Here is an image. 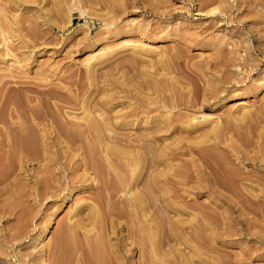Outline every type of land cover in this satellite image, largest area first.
<instances>
[{"label": "rangeland", "instance_id": "obj_1", "mask_svg": "<svg viewBox=\"0 0 264 264\" xmlns=\"http://www.w3.org/2000/svg\"><path fill=\"white\" fill-rule=\"evenodd\" d=\"M0 11V264H264V0Z\"/></svg>", "mask_w": 264, "mask_h": 264}, {"label": "bare ground", "instance_id": "obj_2", "mask_svg": "<svg viewBox=\"0 0 264 264\" xmlns=\"http://www.w3.org/2000/svg\"><path fill=\"white\" fill-rule=\"evenodd\" d=\"M0 14H1V11H0ZM3 14H4V13H3ZM5 18H6V17H5ZM0 19H1V18H0ZM6 20H7V19H6ZM3 24H5V23H4V20H2V21L0 20V31H1V36L3 35L4 37H6V36H5V31H6V30L4 31V29H3ZM8 25H9V24H8ZM4 28L6 29V27H4ZM7 29H8V26H7ZM7 32H8V31H7ZM4 37H3V38H4ZM4 39H7V38H4ZM4 39H3V40H4ZM6 44H7V43H6ZM6 46L8 47V44H7ZM7 47H5V48H7ZM16 47H17V46H16ZM1 49H2V48H1ZM12 49H13V48H12ZM17 49H18V48H17ZM1 51H2V50H1ZM1 53H2V52H1ZM241 101H242V100H241ZM241 101H240V103H239L240 105H244V104L246 103V102H244V101H243V102H241ZM35 115H36V114H35ZM147 120H148V119H147ZM160 123H161V122H160ZM61 124H62V123H61ZM72 125H73V124H72ZM101 126H102V125H101ZM103 126H104V124H103ZM79 127H80V126H79ZM104 127H105V126H104ZM58 128H59V127H58ZM66 128H67V127H66ZM82 129H83V128H82ZM89 129H90V128H89ZM106 129H107V128H106ZM60 130H61V129H60ZM23 131H24V130H23ZM20 132H21V130H20ZM20 132H19V134H20ZM63 132H64V131H63ZM69 132H70V131H69ZM79 132H80V131H79ZM24 133H25V132H24ZM27 133L29 134V132H27ZM61 133H62V132H61ZM17 134H18V133H17ZM17 134H15V135H17ZM30 134H31V133H30ZM62 134H63V133H62ZM91 134H93L92 131H91ZM15 135H14V137H15ZM24 135H25V134H24ZM33 135H34V134H33ZM74 135H75V134H74ZM81 135H82V133H81ZM19 137H20V135L18 136V138H19ZM22 138H23V137H22ZM30 138H31V137H30ZM12 139H13V138H12ZM24 139H25V138H24ZM31 139H32V138H31ZM21 140H22V139H21ZM28 140H29V139H28ZM34 140H35V139H34ZM69 140H70V139H69ZM12 142H14V141H12ZM18 142H19V141H18ZM69 142H70V141H69ZM87 142H88V141H87ZM92 142H93V141H92ZM1 143H2V141H1ZM13 144H15V143H13ZM18 144H19V143H18ZM89 144H90V143H89ZM92 144H93V143H92ZM11 145H12V144H11ZM23 145H24V144H23ZM25 145H27V143H26ZM15 146H16V145H15ZM22 147H23V146H22ZM94 147H95V146H94ZM103 147H104V146H103ZM13 148H15V147H13ZM101 148H102V146H101ZM121 149H122V148H121ZM13 150H15V149H13ZM71 150H72V149H71ZM76 150H77V149H76ZM90 150H91V149H90ZM74 151H75V150H74ZM84 151H85V150H84ZM11 153H12V152H11ZM93 153H94V151H93ZM134 154H135V153H134ZM103 155H104V154H103ZM109 155H110V154H109ZM31 156H32V155H31ZM93 156H95V158H96V155H93ZM105 156H106V154H105ZM123 156H125V155H123ZM123 156H122V157H123ZM130 156H132V155H130ZM135 156H136V155H135ZM125 157H126V156H125ZM127 157H128V156H127ZM86 158H87V157H86ZM87 159H88V158H87ZM131 159H132V157H131ZM95 160H96V159H95ZM97 160H98V159H97ZM106 160H107V159H106ZM93 161H94V160H93ZM113 161H114V160H113ZM128 161H129V160H128ZM138 161H139V160H138ZM94 163L96 164V162H94ZM110 164H113V163H110ZM130 164H131V163H130ZM132 164H133V163H132ZM69 165H70V164H69ZM121 166H122V165H121ZM123 166H124V165H123ZM131 166H132V165H131ZM86 167H87V166H86ZM96 167H97V166H96ZM116 167H117V166H116ZM124 167H125V166H124ZM88 168H89V167H88ZM113 168H114V167H113ZM117 168H118V167H117ZM126 168H127V167H126ZM96 169H97V168H96ZM103 169H105V168H103ZM106 169H107V168H106ZM108 169H109V168H108ZM135 169H136V168H135ZM113 170H114V169H113ZM113 170H112V171H113ZM115 170H116V169H115ZM126 170H127V169H126ZM94 171H95V170H94ZM98 171H99V170H98ZM101 171H102V170H101ZM104 171H105V170H104ZM142 171H143V170H142ZM76 172H78V171H76ZM99 172H100V171H99ZM129 172H130V171H128V173H129ZM112 173H113V172H112ZM123 173H124V171H123ZM116 174H117V173H116ZM124 174H126V172H125ZM101 175H102V174H101ZM106 175H107V174H106ZM120 175H121V174H120ZM115 176H116V175H115ZM124 176H125V175H124ZM108 177H109V176H108ZM102 178H103V177H102ZM116 178H117V177H116ZM118 178H119V177H118ZM115 180H116V179H115ZM119 180H120V179H119ZM124 180H125V179H124ZM124 180H123V181H124ZM109 181H110V180H109ZM121 181H122V180H121ZM123 181H122V182H123ZM122 182H121V183H122ZM102 183H103V181H102ZM105 183H106V182H105ZM110 183H111V182H110ZM116 183H117V182H116ZM112 184H114V183H112ZM131 184H132V183H131ZM124 185H125V184H124ZM115 186H117V185L115 184ZM105 188H106V187H105ZM117 188H118V187H117ZM112 189H113V188H112ZM118 190H119V189H118ZM130 191H131V190H130ZM111 192H112V191H111ZM135 192H136V191H135ZM129 194L131 195L130 192H129ZM103 196H104V195H103ZM100 198H101V197H100ZM106 198H107V197H106ZM111 198H112V197H111ZM111 198H110V199H111ZM131 198H132V197H131ZM105 200H106V199H105ZM112 203H113V202H112ZM127 203H128V202H127ZM131 203H132V202H131ZM138 203H139V202H138ZM135 204H136V203H135ZM112 205H113V204H112ZM124 206H125V205H124ZM95 207H96V206H95ZM112 207H113V206H112ZM94 209H95V208H94ZM121 210H122V209H121ZM96 211H97V210H96ZM96 211H95V212H96ZM131 211H132V210H131ZM140 211H141V210H140ZM131 213H132V212H131ZM141 213H142V212H141ZM130 215H131V214H130ZM132 215H133V214H132ZM98 216H99V215H98ZM128 217H129V216H128ZM130 217H131V216H130ZM132 217H133V216H132ZM53 223H54V222H53V220H52L51 223H50L49 225H52ZM131 223H132V222H131ZM140 228H141V227H140ZM132 229H133V228H132ZM132 229H131V230H132ZM148 229H149V228H148ZM137 230H138V229H137ZM139 230H140V229H139ZM134 231H135V230H134ZM134 231H133V232H134ZM147 231H148V230H147ZM130 232H131V231H130ZM133 232H131V233H133ZM134 234H135V233H134ZM130 235H131V234H130ZM146 235H147V234H146ZM150 235H152V234H150ZM97 236H98V235H97ZM154 236H155V235H154ZM151 237H152V236H151ZM95 238H96V237H95ZM135 238H136V236H135ZM93 239H94V238H93ZM144 239H145V238H144ZM91 240H92V239H91ZM96 240L98 241V239H96ZM138 240H139V239H138ZM151 240H152V239H151ZM72 241L74 242V239H73V238H72ZM142 241H143V240H142ZM105 242H106V241H105ZM74 243H75V242H74ZM150 243H152V242H150ZM92 245H93V244H92ZM96 245H97V244H96ZM150 245H151V244H150ZM104 246H105V245H104ZM59 247H60V246H59ZM94 247H95V246H94ZM97 247H98V246H97ZM72 248H73V247H72ZM101 248H102V247H101ZM101 248H100V249H101ZM104 248H105V247H104ZM150 248H151V247H150ZM58 249H59V248H58ZM60 249H61V248H60ZM70 249H71V248H70ZM91 249H92V248H91ZM100 249H99V250H100ZM62 250H63V249H62ZM62 250H61V252H63ZM92 252H93V251H92ZM96 252H97V250H96ZM99 252H100V251H99ZM99 252H97V253H99ZM94 254H95V253H93V255H94ZM103 255H104V254H103ZM103 255H101V257H102ZM105 255H106V253H105ZM95 256H96V255H95ZM96 258H97V257H96ZM101 259H102V258H101ZM104 259H105V258H104ZM105 260H106V259H105ZM99 261H101V260H99ZM144 261H145V260H144ZM148 261H149V260H148ZM148 261H147V262H148ZM151 261H152V260H151ZM147 262H146V263H147ZM105 263H106V262H105ZM120 264H121V263H120Z\"/></svg>", "mask_w": 264, "mask_h": 264}]
</instances>
